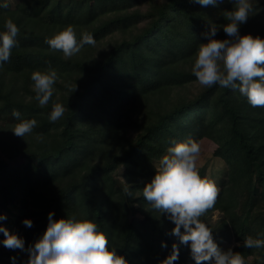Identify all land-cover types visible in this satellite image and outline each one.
Masks as SVG:
<instances>
[{"label": "trees", "instance_id": "obj_1", "mask_svg": "<svg viewBox=\"0 0 264 264\" xmlns=\"http://www.w3.org/2000/svg\"><path fill=\"white\" fill-rule=\"evenodd\" d=\"M253 6L260 11L240 33L264 38V0H253ZM232 8L230 0L215 7L192 0H20L0 9V31L8 19L20 27L19 45L0 68V214L22 206L18 232L26 247L43 234L54 211V219L94 220L129 264H160L173 243L179 247L174 264H195L190 248L170 234L174 223L151 208L142 189L173 140L208 138L226 171L215 204L200 220L217 244L229 240L224 232L232 233L239 243L232 250L245 263L258 255L264 264V247H243L246 236L264 239V107L218 85L182 95L196 82L191 65L199 45L208 42L202 33L212 23L218 28L214 38H228L222 26ZM68 25L77 39L88 32L96 44L70 58L50 49L45 39ZM107 37L114 42L104 44ZM49 65L59 79L40 107L28 99L35 95L30 77ZM53 103L65 107L56 122L48 119ZM14 109L37 121L32 133L12 132L19 122ZM19 148L37 162L11 169L6 158ZM119 169L124 189L118 188ZM215 211L221 218L213 223ZM24 219L33 226H24ZM9 252L0 244V262Z\"/></svg>", "mask_w": 264, "mask_h": 264}, {"label": "clouds", "instance_id": "obj_2", "mask_svg": "<svg viewBox=\"0 0 264 264\" xmlns=\"http://www.w3.org/2000/svg\"><path fill=\"white\" fill-rule=\"evenodd\" d=\"M10 0H0V9H7ZM201 6H217L220 0H192ZM233 8L225 11L227 23L222 30L228 38L216 39L218 28L210 23L202 35L208 40L199 45L191 65V73L196 82L205 87L218 85L238 91L253 107H264V38L252 34L241 35L240 27L245 24L255 9L253 0H230ZM0 31V68L10 59L12 49L18 47L16 39L20 27L8 19ZM45 43L54 51H60L65 58L77 55L86 45H95L94 36L88 32L77 33L74 26L68 25ZM31 88L34 99L40 107L48 104L56 92L58 72L49 65L44 70L31 74ZM65 113L61 103H53L48 114L50 122H56ZM19 122L12 132L19 137L32 133L37 125L35 119H22L21 113L12 111ZM200 143L189 137L183 141H172L156 166V174L142 189V195L151 208L166 214L174 223L171 235L178 237L179 243L190 248L195 264H245L239 252L231 248L224 251L215 242L211 229L200 217L216 202L218 188L216 183L199 174L197 161ZM131 191L128 195H132ZM54 211L48 213L46 230L39 238L26 247L25 238L0 224V233L5 237L0 244L11 250H20L27 258L10 257L11 264H129L117 248L110 244L107 234L92 219L60 218L54 219ZM7 219L0 214V221ZM24 226L31 228L33 221L24 219ZM183 229V231L181 230ZM190 242V243H189ZM161 247H167L162 242ZM244 248L264 247V239L259 235L246 236ZM179 259L177 243L171 245L170 254L160 264H174Z\"/></svg>", "mask_w": 264, "mask_h": 264}, {"label": "rangeland", "instance_id": "obj_3", "mask_svg": "<svg viewBox=\"0 0 264 264\" xmlns=\"http://www.w3.org/2000/svg\"><path fill=\"white\" fill-rule=\"evenodd\" d=\"M20 0H10L11 4L13 6L17 5V3ZM93 8V3H91ZM140 26V25H139ZM110 42H114V38L107 37L103 43L108 45ZM188 87V86H187ZM202 88V85L198 84L197 82L192 83L188 89L182 91V95H187L186 91H193V93H197ZM190 95V93H188ZM176 97V95H175ZM201 151L200 155L198 157L197 161V168L199 171V174L202 177H207L211 180H213L216 183V186L219 184L220 180L224 176V172L226 171V166L223 163V161L217 157L214 156V152L217 149V145L211 141L208 138L201 139L199 141ZM1 156V152H0ZM9 162V166L11 169L17 168L19 165H21L26 160L32 163H36L38 160V157L31 152H28L24 150L23 148H19L17 151L10 153L8 157L6 158ZM159 161L155 162V165L157 166ZM123 169H119V171L116 173V179L118 182V188H126L124 185L123 180ZM139 197V195L137 194ZM3 214L7 215V219L4 221H1V224L5 227H7L10 232L18 233L20 236H23V232H18V227L20 225V220L22 215L24 214L22 210V206L20 204L10 205ZM220 212L215 211L212 217H210V221L213 223H216L221 217ZM136 217L140 218L141 216L139 214L136 215ZM130 223H132L133 218H129L128 220ZM22 228V227H21ZM224 234H229L230 236H227L226 239L229 240H221L218 242V246L226 251L229 248L233 249L234 246H237L239 243H237L236 238L232 236V233L224 232ZM217 243V242H216ZM9 256H6L5 260L3 262H0V264H11L10 257L16 256L18 258V261L20 259H24L25 253H21L20 250H11L9 249ZM258 255L251 256L245 264H259L261 263L259 261ZM203 264H208V262H203Z\"/></svg>", "mask_w": 264, "mask_h": 264}]
</instances>
